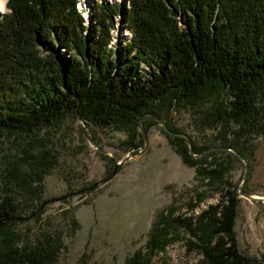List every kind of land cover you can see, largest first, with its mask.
Here are the masks:
<instances>
[{"label": "trees", "instance_id": "1", "mask_svg": "<svg viewBox=\"0 0 264 264\" xmlns=\"http://www.w3.org/2000/svg\"><path fill=\"white\" fill-rule=\"evenodd\" d=\"M78 3L8 0L9 12L0 15V224L12 219L0 227V264H59L62 234L42 230L26 244L14 227L43 220L44 180L57 165L43 133L68 115L125 133L122 147L139 149L145 116L226 92L229 103L204 115L209 127L219 126L226 147L248 159V137L264 129V0H128V7L103 1L94 4L89 24ZM118 16L132 39L124 45L119 37L114 49ZM175 140L203 184L183 209L158 215L144 247L125 264H154L180 241L201 254L200 264H252L237 239L239 188L226 179L240 160L228 152L204 157L206 146H194V159L185 141ZM79 227L73 221V230Z\"/></svg>", "mask_w": 264, "mask_h": 264}, {"label": "rangeland", "instance_id": "2", "mask_svg": "<svg viewBox=\"0 0 264 264\" xmlns=\"http://www.w3.org/2000/svg\"><path fill=\"white\" fill-rule=\"evenodd\" d=\"M103 1L128 7V0H79L81 4L77 7L83 11L87 24L96 21L94 4ZM8 12L6 6L0 15ZM111 34L114 40L110 46L114 49L120 47L119 37L124 45L132 39L130 29L121 22L120 16L115 19ZM229 100L225 92L221 98L209 96L194 106L166 104L160 107V117L145 116L140 123L144 130L147 127L144 132L149 146L143 155H138L145 147L143 138L142 147L126 150L122 147V142L129 140L125 133L91 127L71 115L65 117L59 127L43 133L57 158L56 167L44 180L42 194V202H52L45 206L42 221L33 220L14 227L22 243L34 244L42 230H51L64 237L59 264H125L129 256L144 247L158 215L167 208L183 209L194 189L203 184L198 181L195 169L184 163L178 152L180 143L175 138L185 141L194 159L198 158L194 146L210 147L207 150L228 148L219 139V126L209 127L204 115L228 104ZM150 117L155 124L145 123ZM261 120L264 121V115ZM140 123L138 131L142 134ZM244 147L248 159L243 158L244 162L240 163L233 160L226 179L246 190L248 195L264 197V129L248 137ZM213 152L225 151L202 156ZM128 156H132L131 160L119 167L110 182L77 194L109 176ZM246 166L248 173L242 182ZM65 196L69 197L57 201ZM241 199L236 223L240 251L256 259L252 264H264V203ZM207 203H216V200ZM73 221L80 224L76 230H73ZM201 260V254L188 252L185 243L180 241L168 247L154 264H200Z\"/></svg>", "mask_w": 264, "mask_h": 264}, {"label": "water", "instance_id": "3", "mask_svg": "<svg viewBox=\"0 0 264 264\" xmlns=\"http://www.w3.org/2000/svg\"><path fill=\"white\" fill-rule=\"evenodd\" d=\"M142 121H143V120H142ZM142 121H141V122H142ZM140 128H141L142 136H143V139H144V142H145V147H144V149H143L141 152L138 153V155H143V154L145 153V151L147 150L148 146H149V140H148V138H147V136H146V133L144 132L145 130H144L143 127H142V123H140ZM177 136H183V135L177 134ZM183 137H184V136H183ZM186 139H187V138H186ZM190 147H191V146H190ZM221 150H222V151L224 150L225 152H227V151H228V152H232L233 154H235V155L240 159L241 162H244V159H243V157H242L240 154H238V153H236L235 151H233L232 149H228V148H226V149H215V148H212V149H210V150H207L205 153H203V155H205V154H207V153H209V152H212V151H221ZM191 153L193 154L192 147H191ZM134 156H135V155H134ZM131 158H132V156H128V157H126L125 159H123L120 163H118V164L115 166L114 170L112 171V173H111L109 176H107L106 178L102 179L101 181L95 183L94 185H92V186L89 187L88 189H86V190H84V191H81V192H79V193H77V194H83V193H85L86 191H90V190L96 189V188H98V187H100V186H102V185H105L106 183L110 182V181L116 176V174H117V170L119 169V167H120L121 165H123L124 163L128 162L129 160H131ZM247 173H248V167L246 166V171H245V173H244V175H243L242 182H245L246 177H247ZM238 194H239L240 197L246 198V199H248L249 201H253V202H262V203H264V197H259V196H255V195H248V194H245V193L242 191V189H240V188H239V190H238ZM68 197H69V196H65V197L59 198V199H57V201L66 200ZM49 202H50V201H49ZM49 202H46V203L40 208L39 211L43 210V209L45 208V206H47L48 204H50ZM39 211L35 212L34 214H32V215H30V216H28V217L20 218V220H22V221L30 220V219H32L33 217H35ZM15 219H17V218H15ZM11 220H12V219H10V220H8V221H5V222L1 223V224H0V227L3 226V225H5L7 222H10Z\"/></svg>", "mask_w": 264, "mask_h": 264}, {"label": "bare ground", "instance_id": "4", "mask_svg": "<svg viewBox=\"0 0 264 264\" xmlns=\"http://www.w3.org/2000/svg\"><path fill=\"white\" fill-rule=\"evenodd\" d=\"M6 0H0V11H4L6 9Z\"/></svg>", "mask_w": 264, "mask_h": 264}]
</instances>
